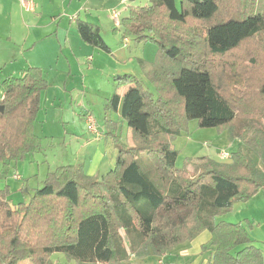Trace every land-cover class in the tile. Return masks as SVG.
<instances>
[{"label":"trees","instance_id":"1","mask_svg":"<svg viewBox=\"0 0 264 264\" xmlns=\"http://www.w3.org/2000/svg\"><path fill=\"white\" fill-rule=\"evenodd\" d=\"M73 21L84 43L112 54L99 26ZM115 26L137 42L158 45L157 61L141 62L156 97L134 75L115 79L105 110H121L133 144L120 141L121 124L106 121L118 155L105 175L87 176L81 165L59 167L29 203L18 205L10 201L9 185L0 189V264H51L58 253L76 264H126L162 257L203 231L211 234V264H264L241 223L217 221L264 189L250 156L264 153V56L250 73L230 69L233 54L264 41V0H182L180 8L176 0H150L131 7ZM3 87L0 164L8 165L41 149L35 123L49 83L39 68H29ZM192 120L230 132L241 145L233 164L203 157L176 168L171 141Z\"/></svg>","mask_w":264,"mask_h":264},{"label":"crops","instance_id":"2","mask_svg":"<svg viewBox=\"0 0 264 264\" xmlns=\"http://www.w3.org/2000/svg\"><path fill=\"white\" fill-rule=\"evenodd\" d=\"M26 1L32 2L33 10H26L20 0H0V100L5 97L3 82L6 79L23 78L29 68H39L50 88L41 96V109L35 123V134L43 137L41 133L46 130L44 125L49 120L48 114L56 110L59 136L48 134L46 138H51L49 150L41 149L37 153L51 152L53 149H60L63 152L66 149L80 157L86 152L85 159L77 158L74 164L79 165L83 162L84 173L87 176L105 175L107 173L105 170L112 169L114 154L117 152L112 140L107 138L106 121L123 126L122 135L128 136L129 145L133 137L131 128L120 118V109L117 113L105 110L108 100L117 89L115 79L126 74L134 75L136 72L135 60L130 54L125 53L126 46H129L130 39L133 38L125 34L122 26L120 28L115 26L113 14L118 13L122 20L129 15L131 7L140 5L137 0ZM149 4L150 0H147L145 5ZM76 18L101 28L102 36L112 51L111 55L82 41L73 21ZM111 24L117 28L119 34H110ZM129 56L130 59H127ZM49 76L54 81L52 79L48 81ZM97 76H100L102 84L95 90L94 100L86 102L93 84L90 80L96 79ZM93 108L98 111L99 118ZM88 114L96 116L98 135L84 133L88 126L86 122ZM55 139L60 140L59 144L55 145ZM24 161H28V157ZM33 161L34 159L31 160ZM106 162L107 165L104 167ZM0 165H4L0 178H5L7 165ZM59 167L53 169L54 167L49 165L48 172ZM13 178L17 181L22 179L16 172ZM23 190L24 188L21 191ZM30 190L32 189L28 187L29 193L32 192ZM240 206L246 211L241 214H245L244 217L248 219H244L246 223L242 221L239 223L247 230L254 245L264 254V191H260L248 202H240ZM210 240L211 236L207 237L205 243ZM189 244L185 243L179 247L183 248ZM193 253L190 264H211V251L202 253L198 245ZM164 256L166 258L168 254ZM157 264H164V260L159 258Z\"/></svg>","mask_w":264,"mask_h":264},{"label":"rangeland","instance_id":"3","mask_svg":"<svg viewBox=\"0 0 264 264\" xmlns=\"http://www.w3.org/2000/svg\"><path fill=\"white\" fill-rule=\"evenodd\" d=\"M146 1L147 0H137L136 2L138 3V5L144 6L146 4ZM181 3L182 0H177V6L179 8L181 6ZM111 28V35L119 34L117 28L112 27V24ZM105 35L109 34L105 33ZM259 48H264V41L256 39L252 42L247 43L239 52L233 54L230 57V69H232V73L236 72V75L247 74L250 73L255 68V66L259 65L261 63L262 57L264 56V52L260 53ZM125 51L126 54H130V56H132V59L135 60V77L138 79V81H140V84L143 86L144 89L148 90L154 97H156V88L148 80L149 78L147 77L142 68V63H146L148 66H150L157 61L159 52L158 45L152 41L137 42L134 39H130V44L129 46H126ZM130 56L127 59H130ZM49 79H52V77L49 76L48 81ZM90 81L93 84L90 87V94H88V99L86 102L94 100L95 90L100 84H102L100 76H97L96 79H91ZM50 83H52V81ZM62 85L63 84H61V86ZM105 86L106 84L104 85V87ZM49 88L50 87H48V89ZM93 109L95 115L97 116V118H99L100 116L98 111L95 108ZM48 117L49 120H47L44 125L46 127V130L41 133V135H43V139L41 138L42 150H49V147L51 146V144L49 145L51 138H46L48 134L52 133V135L55 137L59 136V132L56 126V117H58L57 111H51L48 114ZM242 124L243 122L241 121L239 124H237V126L241 128ZM69 130H71V127H69ZM87 130L85 129V134H88L89 131ZM119 138L122 143L129 144L128 136H123L120 131ZM59 141V139H55V145L59 144ZM130 144H133L132 140ZM171 144L173 148L178 151V157L175 164L177 169H182L186 166L187 163H192L203 157H208L219 164L231 165L233 164V158L231 157V155L238 153L241 146L231 140V135L228 130H223L219 128H201L199 126L198 121L196 120L189 121L182 135L173 139L171 141ZM241 149L242 151L249 153V150H247L246 147L242 146ZM224 153L229 154V157L224 158ZM85 155L86 152H83L82 155L78 157L75 152L71 150L67 151L66 149L63 150V152L60 149H53L51 152L42 151L41 153L35 152L33 154H30L27 156L28 161L9 163L7 166L5 165L6 177L0 178V189L6 187V184L9 185L10 192L12 193L10 195V201L14 205H18L19 203H29L30 199L35 193L34 189L43 187L46 175L48 173V169L51 168H49V165L54 167L53 169H55L56 167L62 165L74 164L77 158H79V160H84ZM117 155L118 151L114 154V160L112 163L113 169L116 165ZM250 156L255 162L259 173L261 175H264V153L258 156L256 153L252 152L250 153ZM33 159L34 161L31 162V160ZM142 161L146 163L147 157L143 156ZM16 164L18 165L17 167ZM79 165L83 166V162L79 163ZM106 165L107 162L105 163L104 167H106ZM3 167L4 165H0V172H2ZM109 169L105 171H107L108 173L111 170ZM15 172L21 176V180L17 181L13 178V174ZM197 172L198 169H192L193 174H196ZM28 187L32 189L30 190V192L32 191L31 193H29ZM23 188L24 190L21 191ZM262 191H264V189H262L261 192ZM242 212L245 213L246 211L242 208V206H240V202H237L235 203L234 209L231 212H228L218 217L217 221H224L228 223H239L240 221H242L246 223V220L244 219L248 218L244 217L245 214H241ZM251 222L253 224V220ZM249 227H251L250 224ZM210 236L211 234L208 231H203L197 237H195L193 241H191L192 243L189 242V245H186L183 248L177 246L173 251L167 253L168 257L166 258L164 255V257H157L155 255H151L145 258V260L132 259V261L126 264H157L159 258H162L164 260V264H190L194 255L193 252L195 251L198 245H200L201 250L203 249V246L208 245L209 249L207 250V253L210 251L209 242L205 243L207 237L209 238ZM202 253L205 252L202 251ZM50 262L51 264H76V262L74 261H68L65 255L61 253L54 254L50 258ZM20 264L32 263H30L29 261H25Z\"/></svg>","mask_w":264,"mask_h":264},{"label":"built area","instance_id":"4","mask_svg":"<svg viewBox=\"0 0 264 264\" xmlns=\"http://www.w3.org/2000/svg\"><path fill=\"white\" fill-rule=\"evenodd\" d=\"M22 5L24 6V8L28 11L33 10V4L30 1H26V0H20ZM113 20L115 22L116 25L120 24V18L118 13H114L113 14ZM86 122H87V129L90 133L98 135L99 131H98V127H97V120L95 119V117L92 114H88L86 116ZM229 157V154L224 153V158Z\"/></svg>","mask_w":264,"mask_h":264},{"label":"water","instance_id":"5","mask_svg":"<svg viewBox=\"0 0 264 264\" xmlns=\"http://www.w3.org/2000/svg\"><path fill=\"white\" fill-rule=\"evenodd\" d=\"M4 112V106H0V113Z\"/></svg>","mask_w":264,"mask_h":264}]
</instances>
